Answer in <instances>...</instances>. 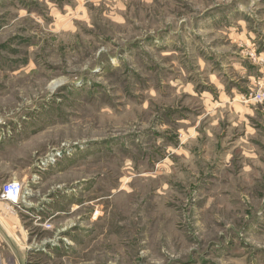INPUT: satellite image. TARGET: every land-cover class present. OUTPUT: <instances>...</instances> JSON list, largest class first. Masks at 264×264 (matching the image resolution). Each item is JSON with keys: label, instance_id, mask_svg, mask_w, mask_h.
Instances as JSON below:
<instances>
[{"label": "rangeland", "instance_id": "rangeland-1", "mask_svg": "<svg viewBox=\"0 0 264 264\" xmlns=\"http://www.w3.org/2000/svg\"><path fill=\"white\" fill-rule=\"evenodd\" d=\"M0 264H264V0H0Z\"/></svg>", "mask_w": 264, "mask_h": 264}, {"label": "built area", "instance_id": "built-area-1", "mask_svg": "<svg viewBox=\"0 0 264 264\" xmlns=\"http://www.w3.org/2000/svg\"><path fill=\"white\" fill-rule=\"evenodd\" d=\"M20 183L16 181L6 182L4 185L3 196L7 200H13L19 196L20 193Z\"/></svg>", "mask_w": 264, "mask_h": 264}]
</instances>
